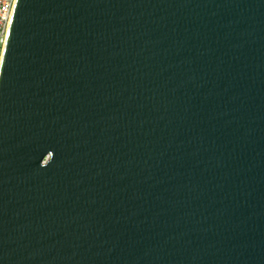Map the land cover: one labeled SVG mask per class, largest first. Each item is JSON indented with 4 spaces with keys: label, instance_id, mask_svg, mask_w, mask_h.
<instances>
[{
    "label": "water",
    "instance_id": "1",
    "mask_svg": "<svg viewBox=\"0 0 264 264\" xmlns=\"http://www.w3.org/2000/svg\"><path fill=\"white\" fill-rule=\"evenodd\" d=\"M0 68V264H264V0H17Z\"/></svg>",
    "mask_w": 264,
    "mask_h": 264
},
{
    "label": "built area",
    "instance_id": "2",
    "mask_svg": "<svg viewBox=\"0 0 264 264\" xmlns=\"http://www.w3.org/2000/svg\"><path fill=\"white\" fill-rule=\"evenodd\" d=\"M17 0H0V68Z\"/></svg>",
    "mask_w": 264,
    "mask_h": 264
}]
</instances>
